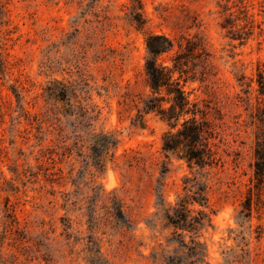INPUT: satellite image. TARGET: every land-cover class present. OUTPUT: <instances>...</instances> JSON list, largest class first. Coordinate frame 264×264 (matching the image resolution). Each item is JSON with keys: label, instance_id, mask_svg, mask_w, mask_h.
Here are the masks:
<instances>
[{"label": "rangeland", "instance_id": "obj_1", "mask_svg": "<svg viewBox=\"0 0 264 264\" xmlns=\"http://www.w3.org/2000/svg\"><path fill=\"white\" fill-rule=\"evenodd\" d=\"M147 32L203 38L211 76L185 89L221 126L230 153L220 150L223 167L199 172L165 157L167 125L154 114L143 127L131 125L135 110L123 95L147 92L139 75ZM0 60V264H165L191 241L202 244L207 264H264V186L250 216L242 205L253 123L262 118L256 96L264 106L255 82L256 63H264V0H0ZM63 86L75 97L45 96V87L59 95ZM78 107L92 109L91 120H81ZM59 131L68 145L99 132H112L118 144L101 169L84 161V148L54 155L47 171L27 179L24 168L38 164L40 148L55 147ZM129 149L145 164L124 165ZM186 177L208 185L204 206L188 205L191 216L206 218L199 229L176 232L161 209L183 196ZM113 197L131 228L112 215Z\"/></svg>", "mask_w": 264, "mask_h": 264}, {"label": "trees", "instance_id": "obj_2", "mask_svg": "<svg viewBox=\"0 0 264 264\" xmlns=\"http://www.w3.org/2000/svg\"><path fill=\"white\" fill-rule=\"evenodd\" d=\"M138 8L131 7L134 13V20L137 23V29L143 30L146 21L141 14L137 13ZM145 42V57L142 65V70L139 75L143 78L146 93L131 94L125 92L123 95V104L130 105L135 114L131 120V125L134 127H143V117L148 114H154L162 122L167 125V130L161 136V151L165 154L174 156L178 161L184 162L191 170L196 167L199 172H203L213 167H223L224 154L229 156L227 149H222V145H226L221 126L216 122L208 119L207 115L210 112L209 104L203 103L197 98H191V92L185 88L189 83H205L209 81L211 73L208 66L209 53L205 48V43L202 37L194 35L191 37L180 35L170 37L165 34H156L147 32L144 35ZM167 61L169 63H167ZM5 66L0 60V74L4 73ZM253 79L246 86L249 88ZM255 82L258 86V95L264 96V63L258 61L256 63V78ZM245 83L241 81V86ZM243 94H247L248 90H241ZM45 96L48 99L65 100L70 94L75 97L74 89L67 86L59 91V95L51 87L44 88ZM61 97V99L59 98ZM256 106L258 112L262 115L257 117L259 123H253L254 142H253V157L250 164L252 176L249 178L247 185V197L244 201L243 209L250 216L252 211V200L254 196L259 197L260 191L264 186V106L260 102L258 96ZM238 101H244V97L237 94ZM81 114V120H91L89 110L85 107H78ZM71 113L69 115H73ZM44 116L48 119V113ZM221 117H219V120ZM55 147L40 148L35 160L38 164L34 167L24 168V176L27 179L36 177L39 171L46 168L45 163L52 160L53 156H61V158L78 154L82 149H86L87 153L83 156L84 161L91 160V166L96 169H101L107 159L110 150H115L118 144L115 135L112 132L91 133L89 136L74 139L73 143L65 144L66 138L61 135L60 131L56 134ZM80 142V143H79ZM224 153H221V151ZM138 151L133 149L124 150L120 155L123 159V164L128 167L144 165ZM112 153L110 160H113ZM236 158L233 159L236 164ZM165 165V163H164ZM163 165V170L167 172ZM36 169V170H35ZM163 171V172H164ZM201 175V178L207 179V173ZM55 173H45L47 181L51 180V176ZM166 174V173H165ZM205 179V180H206ZM206 182L196 181L194 178H185L183 186V196H179L177 201L172 205L167 203L162 206V218L165 220V227H171L176 232L178 230L190 232L191 230L199 229L204 226L206 214L203 211H197V216H191V210L188 205L197 203L204 206L206 197ZM112 215L117 220H122L128 228H131L127 219H125L122 205L116 197L111 199ZM181 248L185 249L180 257H168L165 259V264H207L204 261V248L201 243L192 242L188 246L187 243H181Z\"/></svg>", "mask_w": 264, "mask_h": 264}]
</instances>
